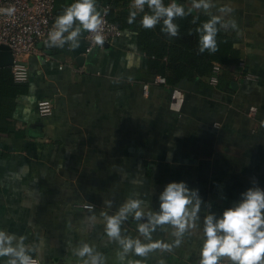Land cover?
I'll use <instances>...</instances> for the list:
<instances>
[{
    "label": "crops",
    "instance_id": "0c3cea01",
    "mask_svg": "<svg viewBox=\"0 0 264 264\" xmlns=\"http://www.w3.org/2000/svg\"><path fill=\"white\" fill-rule=\"evenodd\" d=\"M179 2L188 11L192 0ZM210 3L196 12L220 17L241 37L245 70L256 78L238 70L224 84L184 80L180 110L170 106L173 89L146 73L133 27L88 54L82 29L66 51L47 43L42 54L26 58L29 93L15 110L23 136L0 135V228L36 245L41 264H83L73 252L81 241L119 264V246L104 235L101 212L112 214L130 195L150 199L158 210L159 192L170 181L198 189L202 208L211 205L217 216L247 188L264 187V0ZM96 6L102 13L105 6ZM42 99L54 103L51 115H40ZM124 228L136 234L134 221ZM153 237L171 239L159 227ZM201 239L196 230L172 252L127 255L147 264H199Z\"/></svg>",
    "mask_w": 264,
    "mask_h": 264
},
{
    "label": "clouds",
    "instance_id": "9594fccd",
    "mask_svg": "<svg viewBox=\"0 0 264 264\" xmlns=\"http://www.w3.org/2000/svg\"><path fill=\"white\" fill-rule=\"evenodd\" d=\"M145 5L150 12H144ZM211 6L210 0H192L186 12L185 5L179 0H171L167 5L164 0H134L135 10L130 12L129 23L134 21L138 12H144L140 20L144 28L151 29L162 22L161 30L174 37L179 33V26L174 22L176 17H184L195 9L207 10ZM0 12L14 17L16 8L14 5L0 8ZM74 20L78 21L76 27H73ZM102 23L95 0H74L62 15L57 16L48 40L63 46L65 41H75L84 29L95 33V43L103 45ZM220 23V17L211 16L198 29L201 51L216 50L217 25ZM77 46V43L72 45L73 48ZM240 196L233 206L217 216L211 211V205L202 208L204 201L198 189L190 188L186 181L173 180L159 192L158 210L150 207V199L130 195L112 214L101 212L104 235L119 246V264H147L146 260H133L127 254L146 258L157 249L172 252L196 230L202 233L199 264H224L225 258L230 264H264V187H249ZM105 203L111 207V201ZM88 208L92 211L94 205ZM90 219L95 220V215ZM129 220L135 222V235L124 228ZM158 227L171 239H155L153 233ZM25 239L0 228V258H7L5 264H41L36 255L37 246L26 244ZM43 244L41 240L40 246ZM73 252L83 264H108L105 254L97 252L96 246L88 241H81ZM158 264L166 262L160 259Z\"/></svg>",
    "mask_w": 264,
    "mask_h": 264
},
{
    "label": "trees",
    "instance_id": "16d2710c",
    "mask_svg": "<svg viewBox=\"0 0 264 264\" xmlns=\"http://www.w3.org/2000/svg\"><path fill=\"white\" fill-rule=\"evenodd\" d=\"M133 0H95L96 5L107 7V15L110 21L117 23L121 30L133 27L139 34L140 51L148 59L147 74L149 77L161 76L165 78L167 86L172 89L180 87L184 80L195 81L196 79H208L214 75V69H221L218 75L219 84L228 83L232 75L240 71V62L243 57L241 37L231 31L222 22L217 25L219 31L216 36L217 47L213 52L205 49L201 51L200 36L198 29L203 22L210 19V14L203 12L190 13L184 17H176L174 22L179 26L177 36H170L162 31V22L151 29L144 28L140 20L144 12H150L145 5L141 16H136L129 23L130 13L126 7ZM171 0H164L167 5ZM67 0H59L55 8V20L62 15L69 6ZM187 12V10H185ZM78 22L74 20L73 27ZM67 36V33H64ZM69 41L63 46L58 44V49L67 50ZM243 71L247 73L245 67ZM29 93L27 82H17L10 66H0V135L7 134L14 139L23 136L22 131L16 127L15 110L18 99ZM7 258H0V264H5Z\"/></svg>",
    "mask_w": 264,
    "mask_h": 264
},
{
    "label": "built area",
    "instance_id": "2783aa9c",
    "mask_svg": "<svg viewBox=\"0 0 264 264\" xmlns=\"http://www.w3.org/2000/svg\"><path fill=\"white\" fill-rule=\"evenodd\" d=\"M59 0H0V8L15 6L16 12L14 17H9L0 12V45L5 44L10 47L13 53L14 62L11 66L13 76L17 82H27L29 79V68L26 58L36 54H42L43 48L47 43L49 32L54 27L55 8ZM101 16L103 23L101 32L104 36L103 45H98L94 41L95 33L86 30L84 37L86 41L84 54L90 53L97 47H104L106 43L114 41L122 34V30L117 23L109 20L107 15V7H104ZM63 68V65L60 66ZM244 59L240 62V72L247 79L256 78L254 75L245 73ZM221 69L216 66L214 75L210 77V82L217 84L219 82L218 75ZM155 83H166L165 78L159 76L155 79ZM185 99L182 90L173 89L171 108L180 110ZM54 103L50 99H42L38 103V111L42 116L51 115ZM252 115L256 114L255 108H251Z\"/></svg>",
    "mask_w": 264,
    "mask_h": 264
},
{
    "label": "water",
    "instance_id": "95a60500",
    "mask_svg": "<svg viewBox=\"0 0 264 264\" xmlns=\"http://www.w3.org/2000/svg\"><path fill=\"white\" fill-rule=\"evenodd\" d=\"M192 13H196V10H193ZM108 44L109 43H106V45ZM84 58L85 57L81 55L78 57L77 61L81 64ZM13 62H14V57H13V53L10 47L5 44L0 45V66L1 67L10 66L11 67ZM53 264H57V263L54 262ZM61 264H65V263L62 262Z\"/></svg>",
    "mask_w": 264,
    "mask_h": 264
}]
</instances>
